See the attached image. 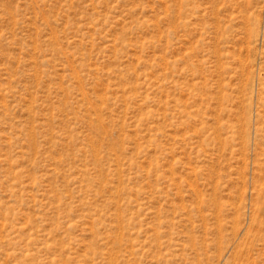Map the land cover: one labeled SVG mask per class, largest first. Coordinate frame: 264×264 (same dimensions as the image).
<instances>
[{
  "label": "rangeland",
  "instance_id": "374dc122",
  "mask_svg": "<svg viewBox=\"0 0 264 264\" xmlns=\"http://www.w3.org/2000/svg\"><path fill=\"white\" fill-rule=\"evenodd\" d=\"M0 264H264V0H0Z\"/></svg>",
  "mask_w": 264,
  "mask_h": 264
}]
</instances>
